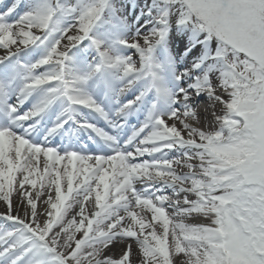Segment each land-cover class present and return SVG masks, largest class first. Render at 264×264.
I'll use <instances>...</instances> for the list:
<instances>
[{
	"label": "snow or ice",
	"instance_id": "snow-or-ice-1",
	"mask_svg": "<svg viewBox=\"0 0 264 264\" xmlns=\"http://www.w3.org/2000/svg\"><path fill=\"white\" fill-rule=\"evenodd\" d=\"M0 205V264H264V0H0Z\"/></svg>",
	"mask_w": 264,
	"mask_h": 264
},
{
	"label": "bare ground",
	"instance_id": "bare-ground-1",
	"mask_svg": "<svg viewBox=\"0 0 264 264\" xmlns=\"http://www.w3.org/2000/svg\"><path fill=\"white\" fill-rule=\"evenodd\" d=\"M65 190H66V184H65ZM69 202H71V198L69 199V201L68 202H66V204L67 203H69ZM3 210V207H2V205H0V211H2ZM71 214H73V213H70V215ZM79 217H77V219H78ZM191 222H196V221H191ZM114 251H119V246H117V248L116 249H114Z\"/></svg>",
	"mask_w": 264,
	"mask_h": 264
}]
</instances>
